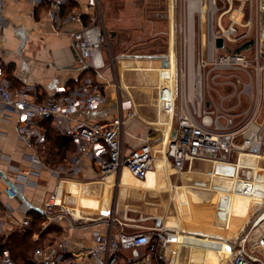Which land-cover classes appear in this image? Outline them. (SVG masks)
Segmentation results:
<instances>
[{"label":"built area","instance_id":"2783aa9c","mask_svg":"<svg viewBox=\"0 0 264 264\" xmlns=\"http://www.w3.org/2000/svg\"><path fill=\"white\" fill-rule=\"evenodd\" d=\"M6 1L0 0V11ZM28 1L55 22L58 30L64 21L77 26L78 29L71 32V46L76 52L79 68L89 75L75 86L61 87L55 95L40 99L34 87L13 86L2 61L0 47V105L13 110L18 133L26 146L37 152L38 148L48 145L47 130L42 122L51 120L59 133L75 145L70 166L73 172L77 171L82 157L90 156L99 164L105 176L126 167L136 181L146 180L156 161L154 138L149 135L143 144L127 151L125 125L135 116L137 102L132 94L126 92L124 95L118 77L122 62L136 59V55L115 50L103 0H87L83 10L70 6L72 0ZM241 1L244 8L247 4L253 8V0ZM212 3L216 5V0H212ZM229 9L237 11L232 5ZM174 24H177V20H174ZM245 24L249 28L239 31V20L232 17L227 28L214 31L213 11L210 10L207 50L206 46L201 47L200 44L195 50V36L191 35L192 30L189 29L191 24L183 20L177 25L180 35L177 38L176 35L172 36L169 49L160 52V62L155 65L156 72L145 71L143 86L156 91L154 103L151 96H146L148 99L145 107L156 112L153 117L148 114L150 111H144L147 122L160 123L162 108L171 111L172 124L175 116H178L177 127L170 128L169 133L163 132V136L168 137L167 147L163 149L167 159L180 173L186 172L187 164L191 169L194 161L202 160L211 162V173L208 176L211 175L215 180L220 177L231 179L237 174L231 159L240 136L243 138L241 148L248 154H258L264 147V130L252 127L255 110H241L244 97L252 95L254 84H259L261 73L264 72L263 28L260 38L255 37V44L250 48L241 52L226 49L229 46L235 50L251 39L253 17ZM218 37L224 38L225 47L216 46ZM165 60L169 62L167 66H164ZM127 67L140 68L138 65ZM110 99L114 100L117 107L112 121L89 122L78 116L84 110L97 109ZM203 183L206 186L213 184L216 189L224 187L213 180ZM4 190L11 199L19 196L18 190L11 185L5 186ZM56 195L53 192L43 206L44 215L50 219L70 213L66 206L59 204ZM223 200L224 197L219 202L218 215L219 220L225 224L229 202L224 207ZM30 221L27 216L21 224L23 227L28 226ZM0 234H3L1 222ZM95 238L96 247L93 252L103 255L100 264H120L119 254L123 250L139 246H146L147 252L123 264H170L163 252L167 242L164 228L154 226L134 233L122 230L115 232L112 222L107 232H99ZM60 247H64L62 242ZM36 255L40 264H87L83 257H69L64 252L40 259L39 250ZM232 256V264H264V231L255 247L245 242L243 248ZM154 260L157 262L153 263ZM0 264L17 262L6 250L0 254Z\"/></svg>","mask_w":264,"mask_h":264},{"label":"crops","instance_id":"0c3cea01","mask_svg":"<svg viewBox=\"0 0 264 264\" xmlns=\"http://www.w3.org/2000/svg\"><path fill=\"white\" fill-rule=\"evenodd\" d=\"M86 2L87 0H72L70 6H77L83 10L86 7ZM108 6L104 7L107 20L111 21L107 15ZM171 25L173 27V22ZM77 29V26L64 21L62 28L58 30L56 23L28 0L6 1L3 10L0 11V47L2 48V61L13 86L34 87L38 91L40 99H45L55 95L59 88L75 86L88 76V72L79 68L76 52L71 46V32ZM111 33L115 41L113 29H111ZM119 53L123 52L119 51ZM159 54L135 53L136 62L140 65L139 67H147L150 63L149 60L153 65H157L160 62ZM172 65L174 68V62ZM119 67L118 77L124 95H126L128 86L124 84L120 71L121 65ZM140 69L142 68L137 71H142ZM149 90L156 95L155 90ZM108 94L112 96L111 92ZM135 107L137 111L135 116L125 125L126 149L129 152L143 144L146 138L152 135L156 160H160L144 182L136 181L126 167L105 176L101 172L99 164L90 156L82 157L77 171L73 172L70 166L75 145L68 137L59 133L51 120L48 121L61 140L57 142L48 136V145L45 148H38L37 152H34L26 146L24 139L18 133L17 119L13 110L0 105V172L4 175L3 179L0 177V222L3 227V235L7 238L12 233L29 227V225L23 227L21 224L27 216L30 217L31 224L34 220L39 223L40 229L33 233V239L39 241L37 249L32 253V259L36 264H40L36 260V253L39 250L40 259L44 256H54L64 252L69 257H83L87 264H100L103 255L93 252L96 247L95 237L99 232H107L109 223L112 222L115 232L122 230L126 233H134L145 231L154 226L164 228L167 242L163 250L166 247L168 258L172 257L170 250L176 249L170 236L175 231L184 230L178 229L184 228L186 224L187 226L197 224L198 227H193L188 230L187 234L180 235V246L185 244L180 241L181 238L193 239L194 237L196 240H206V238L211 239L208 236H213L215 240L211 239L212 242L214 241L212 248L199 246L190 241L196 249L203 251L202 257L196 255L195 259L201 260L204 264H223L221 249L232 250L233 245L228 241H223L222 243L225 245L217 247L219 246L218 241L229 240L240 233L249 217L255 212L253 204L257 200L264 206V147L258 153L260 156H251L241 148L240 144L243 138L240 136L237 149L231 159L237 172L235 177L231 179L220 177L215 180L206 173L210 182L213 180L224 185L223 189H217L221 193H216V204L212 205V214L208 216L183 215L173 220V216L158 213L157 208L151 205L155 204L154 200L164 194L170 197V201L179 197V203L184 208V205L187 204L186 195L190 190L192 194L197 195L210 191L202 189L201 186H195L196 180L190 175H186V179L193 181V184L186 182L183 187L173 185L172 179H170L176 169L171 161H169L170 166L161 158L165 154L163 148L167 147L168 143V137L163 136V132L169 133L172 125L171 111L165 109L170 113V123L164 124L166 130L157 131V128L146 124L148 122L144 116V108L139 104ZM241 108V110L247 108L255 110L252 127L264 130V72L261 73L259 84H254L252 95L244 97ZM116 113V104L114 100L110 99L97 109L84 110L78 116L89 122H110L115 118ZM239 119L240 117L237 118L238 121ZM47 124V121L42 122L45 127ZM65 138L69 142H65L67 141ZM52 147L53 149H51ZM58 152L65 153L64 158L58 157ZM54 154H56V159H54ZM187 167L189 168V164ZM186 172L182 174H186ZM208 173H211V167ZM241 179L254 180L252 191L246 192L238 189L244 184ZM10 183L14 184L19 192V196L13 199L9 198L4 190L5 186ZM209 186L214 188L213 184H209ZM179 189L182 190L179 191ZM193 189H196L195 192ZM53 192H56L59 204H63L70 211L67 216L50 219L44 215L43 206ZM224 192L230 194V199L227 200L228 196H225ZM212 195L214 194L211 193ZM222 197H224V207L229 202L225 224L219 220L218 215L219 202ZM32 211L36 214L31 213ZM263 231L264 213L249 232L245 242L251 247H255ZM61 242L64 247H60ZM145 252H147L146 246L125 249L119 254V262L123 264L134 258H140ZM175 261L174 264H179L178 253L175 256ZM156 262L157 260L153 261V263ZM170 262H173V257Z\"/></svg>","mask_w":264,"mask_h":264},{"label":"rangeland","instance_id":"374dc122","mask_svg":"<svg viewBox=\"0 0 264 264\" xmlns=\"http://www.w3.org/2000/svg\"><path fill=\"white\" fill-rule=\"evenodd\" d=\"M262 1L263 0H253V8L250 4H247L244 8L241 0H216V5L212 3V0H105L104 6L109 5L107 15L111 21L107 22L109 28L113 29L115 33L116 40L114 41L112 38L115 44V49L118 52L145 55L168 50L171 44L172 35H176V38L180 35L178 26L183 20H188L191 24L189 29L192 30L191 35L195 36V50L198 49L199 44L201 47L206 46L207 50V36L209 30L208 12L210 10L213 11L214 31L221 30V28H227L231 23L232 17L233 19L235 18L239 20V31L245 30L247 27L245 26V23L248 22V19L250 20V17L252 16L253 25L251 27V38H260L261 28H264V9L262 8ZM230 5L237 9V11L229 9ZM171 14L173 27L171 25ZM174 20H177L176 25L174 24ZM133 57H135V55H133ZM135 62V58L125 60L121 64L120 71L125 82L124 84L129 88H127L126 92L132 94L137 104L141 105L144 108V111L147 112L150 110H147V107H145L147 106L148 99L146 96L150 95L153 103L156 96L152 91L142 87L144 84L145 71H137L127 67L130 65L133 67L138 65ZM149 62V64L152 63L151 60H149ZM148 114L155 117L156 112L155 110H151ZM146 124L157 128V131L166 130V126L163 124ZM177 124L178 116L176 115L170 128L175 129ZM159 161L160 160H157L155 165ZM208 162L209 161L196 160L189 173V168L186 165V174H182L175 170L170 176L173 185L183 186L186 182L193 184V181L186 179V175L192 176L194 180H202L209 183L210 180L207 178V174H205L208 173V170L211 167V162ZM202 189L208 190L207 188ZM176 190L178 191L177 187ZM181 190L182 189H179V191ZM193 190L195 192L196 189ZM209 191L210 192L205 191L207 193L197 195L195 193L192 194V191L190 190L186 195L187 204L184 205V208L179 203L177 197L173 201H170V197L167 194L158 197L153 201L155 204H152L151 206L157 208L158 213L173 216V220H176L177 217L183 215L195 216L196 214H200L202 216H208L209 214H212V205L216 204L215 195L211 196V193L214 194L213 190L209 189ZM176 194L178 195V193ZM193 227H198V225L193 224L192 226H187L186 224L184 225V228L180 227L181 229H178L184 230L181 232L175 231V233L170 236L173 246L175 245L174 247H176L175 250H170V254L173 257V263L176 262L175 256L178 253L179 264H204L201 260L195 259L197 258L196 255L201 258L203 251L196 249L191 242L199 246L214 247V241L212 242L211 240H215L213 236H208L211 239L206 238V240H196L194 237L193 239L181 238L180 241L185 242V244L180 246V235L187 234L188 230L193 229ZM1 236L3 237L4 235L0 234V237ZM219 241V246L217 247H223L225 243L223 244L222 242L227 241V239H221ZM172 257L169 259L172 260Z\"/></svg>","mask_w":264,"mask_h":264},{"label":"trees","instance_id":"16d2710c","mask_svg":"<svg viewBox=\"0 0 264 264\" xmlns=\"http://www.w3.org/2000/svg\"><path fill=\"white\" fill-rule=\"evenodd\" d=\"M6 68V67H5ZM47 134L50 138H53L54 141L59 142L61 137H57L56 132L52 129L51 124L47 121ZM65 140H67L65 138ZM65 142H69L68 140ZM64 142V143H65ZM63 143V142H61ZM60 143V145H62ZM68 145L66 144V147ZM53 149V147L51 148ZM50 149V150H51ZM49 150V149H48ZM65 153L58 152V157L64 158ZM54 159H56V154H54ZM31 213H35L32 211ZM36 214V213H35ZM39 223L34 220L32 224L30 223L29 227L25 228L22 231H16L9 235L7 238L5 235L0 237V254L9 250L13 259L17 264H36L32 259V253L37 249L39 241L33 239V233L35 230L40 229ZM38 225V226H37Z\"/></svg>","mask_w":264,"mask_h":264},{"label":"water","instance_id":"95a60500","mask_svg":"<svg viewBox=\"0 0 264 264\" xmlns=\"http://www.w3.org/2000/svg\"><path fill=\"white\" fill-rule=\"evenodd\" d=\"M263 8H264V2H263ZM209 21H210L209 23H210V31H211V29H212V13H210V15H209ZM262 35L264 37V28H263V31H262ZM224 41L225 40H224L223 37H218L216 39V46L218 48L225 47V42ZM254 44H255V38L252 37L251 39L246 41L244 44H242V45L238 46L237 48H235V50H232L229 46H227L226 49H227V51L241 52L244 49L250 48ZM168 63H169L168 60H165L164 61V66H167ZM174 134H175V131L173 132V135ZM0 176L4 177L2 172H0ZM10 185L13 186L15 189H17L14 184L10 183ZM253 209H254L255 212L249 217V219L247 220L246 224L241 229L240 233L238 235H236L234 238H231V239L227 240L229 243H231L233 245V248L231 250L232 254L243 248L244 243L246 241L245 239L247 238L249 232L252 230V228L259 221L260 216L264 213V206L259 200H257L253 204ZM232 263H233V256H231L228 264H232Z\"/></svg>","mask_w":264,"mask_h":264},{"label":"bare ground","instance_id":"6f19581e","mask_svg":"<svg viewBox=\"0 0 264 264\" xmlns=\"http://www.w3.org/2000/svg\"><path fill=\"white\" fill-rule=\"evenodd\" d=\"M263 2H264V0H263ZM200 6V5H199ZM173 62H174V58H173ZM137 66V65H136ZM138 66H140V65H138ZM140 68H142V69H140V70H142V71H148V72H156V66L155 65H153L152 63L151 64H148L147 65V67H144V66H142V67H140ZM135 70H137V69H135ZM138 74H139V72H138ZM142 75V74H141ZM146 75V74H145ZM144 76V75H143ZM155 80V79H154ZM156 81H158V77L156 78ZM125 83V82H124ZM123 84V83H122ZM126 86V85H125ZM129 89V88H128ZM166 108H162L161 109V121H160V123L161 124H169L170 123V113L169 112H167L166 110H165ZM166 146V145H165ZM249 155H251V156H260V155H258V154H255V155H253V154H249ZM162 160H165L166 162H168L169 164H170V162H169V160L167 159V157H166V154H164V156L161 158ZM157 161V160H156ZM155 161V162H156ZM234 165V164H233ZM154 166H155V164H154ZM170 166H171V164H170ZM233 167V166H232ZM154 169V168H153ZM152 169V170H153ZM152 170H150V172L152 171ZM175 170V169H174ZM190 170V169H189ZM150 172L148 173V176H149V174H150ZM206 174V173H205ZM208 174V173H207ZM148 176H147V178H148ZM146 178V179H147ZM188 178H190V177H188ZM256 178V177H255ZM255 178H254V180H255ZM243 182H244V184H243V186L242 187H238V189H242V190H244V191H246V192H249V191H252V188H253V185H254V180L253 181H247V180H244V179H241ZM145 181V180H144ZM144 181H140V182H144ZM203 183V181L202 180H196L195 181V186L196 185H198V186H201L202 188H207V189H210V190H213V192H214V195L216 196V193L217 192H219L217 189H215V188H212L211 186H203V185H205L204 183H203V185H200V183ZM231 184H233V182H230ZM183 187V186H182ZM217 190V191H216ZM219 193H221V192H219ZM224 194H225V196H228L227 197V200L228 199H230V197H229V193H225L224 192ZM249 198H251V197H249ZM249 198H247V199H249ZM215 200H216V198H215ZM178 201H180L179 200V197H178ZM216 206V205H215ZM221 251L223 252V264H228V261L230 260V258H231V256H232V254H231V250L230 249H221ZM164 254H165V256H166V258H167V260H169V261H171V259H169L168 258V256H167V254H166V247H165V249H164ZM172 264H174L173 262H172Z\"/></svg>","mask_w":264,"mask_h":264}]
</instances>
